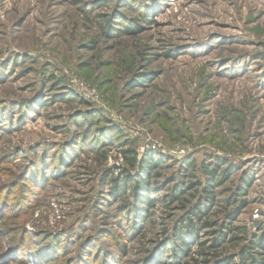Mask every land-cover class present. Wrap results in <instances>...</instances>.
I'll return each instance as SVG.
<instances>
[{"label":"rangeland","instance_id":"374dc122","mask_svg":"<svg viewBox=\"0 0 264 264\" xmlns=\"http://www.w3.org/2000/svg\"><path fill=\"white\" fill-rule=\"evenodd\" d=\"M131 145L164 161L150 220L113 190ZM190 160L230 174L208 220L244 202L237 264L264 237V0H0V264H172Z\"/></svg>","mask_w":264,"mask_h":264},{"label":"trees","instance_id":"16d2710c","mask_svg":"<svg viewBox=\"0 0 264 264\" xmlns=\"http://www.w3.org/2000/svg\"><path fill=\"white\" fill-rule=\"evenodd\" d=\"M125 32L129 35H135L141 32V28L128 26ZM123 154L130 169H126L123 172V183L120 180H114L113 190L117 195L127 199L126 207L130 206L139 211L137 215L141 217L140 220H150L153 215L152 209L156 207V203L159 200L151 198L149 192H160L159 187L155 186L153 190L150 187L153 185V178L160 176L158 170L162 167L164 161L155 159L151 156V153L139 158L137 150L132 145L125 149ZM186 163L185 166L180 168L178 178L176 176L170 178L173 185L171 186L169 197L165 200L167 201L165 204L167 207L173 203H179L181 205L180 208L186 211L180 220L183 226L176 227L174 238H172L174 254H176V259L172 264H203V262L205 264H233L234 257L227 256L219 259L218 252L225 243H236L238 245L249 239L245 227L233 224V221L239 217V211L243 207L244 202L236 206L237 208L234 210L225 213L223 225L219 224L218 221L208 220L207 217L211 209L219 203L216 200V192L212 189L216 187V184H223L229 180V171L220 173L221 163L219 162L216 163L215 168L212 170L203 165L202 167L208 179V184L204 185L201 179L195 177L198 164L194 160ZM131 170H136V175H131ZM130 186H132L133 199H128L130 197L128 192ZM199 190L202 191L201 195ZM193 201L195 203H192ZM191 203L192 205H190ZM232 203L230 204L232 205ZM217 225H219L217 230L212 232L215 236L211 240V244L207 245L206 241H199L201 239L200 231L206 228H214ZM190 238H194L198 243L197 257L190 254ZM256 248H264V237L256 239L252 244L242 246L239 250L238 256L240 260L237 264H264V259L260 257V252L255 250ZM188 256L192 258V261L185 260Z\"/></svg>","mask_w":264,"mask_h":264}]
</instances>
